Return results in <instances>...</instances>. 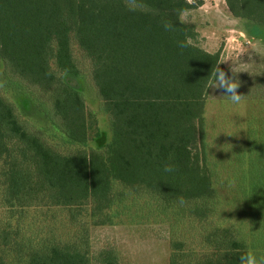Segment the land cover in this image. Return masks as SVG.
<instances>
[{
	"label": "trees",
	"instance_id": "1",
	"mask_svg": "<svg viewBox=\"0 0 264 264\" xmlns=\"http://www.w3.org/2000/svg\"><path fill=\"white\" fill-rule=\"evenodd\" d=\"M225 2L234 17L264 27V0ZM201 4L0 0L6 84L31 95L62 141L75 148L60 153L0 94V208L9 217H20L31 208L57 207L78 226L69 239L20 244L27 249L26 264H119L110 249L90 256L86 223L100 226L109 221L112 207L140 199L174 210L177 219L200 228L201 251L171 239L169 264H240L241 256L253 253L231 226L214 222L215 180L203 112L218 54L193 44V29L181 19ZM164 22L174 27L165 30ZM85 75L110 133L109 142L96 149L87 145L100 138L97 119L86 109L82 92L70 84ZM249 152L257 171L252 178L259 189L256 198H262L256 205L264 209V144L252 145ZM165 163L175 170L165 172ZM14 233L8 221L3 223L1 244L9 243ZM261 239L258 245L264 248L263 234ZM0 264H7L1 255Z\"/></svg>",
	"mask_w": 264,
	"mask_h": 264
},
{
	"label": "rangeland",
	"instance_id": "2",
	"mask_svg": "<svg viewBox=\"0 0 264 264\" xmlns=\"http://www.w3.org/2000/svg\"><path fill=\"white\" fill-rule=\"evenodd\" d=\"M181 17L193 29L195 36L191 42L209 53H217L218 66L227 75H232L233 63H239L242 70H246L234 77L240 81L239 104H231L223 96V88L206 89L203 137L215 180L217 214L214 222L231 226L239 238H245V243L253 249L252 254L258 252L264 257V248L258 245L264 235V209L256 205L262 198H256L259 189L252 178L257 171L255 165L251 167L253 159L249 160L250 147L264 144V27L234 17L225 0H202L199 7L185 11ZM74 56L86 71L88 66L77 48ZM70 84L82 92L86 109L95 115L100 130V138L89 142L87 148L103 147L109 142L110 133L107 117L99 111L96 91L87 75L71 79ZM0 94L14 104L22 120L41 130L49 145L60 153L75 149L62 141L31 95L14 91L6 84L1 60ZM112 208L108 222L100 226H92L90 221L86 223L90 256L110 249L119 264H169L171 239L183 241L186 249L201 251L199 226L177 219L174 210H161L154 201L144 199L124 201ZM6 221L15 229L9 243L0 242V255L7 264H26L27 249L20 244L28 239L32 244L49 237L69 239L78 230V226L68 220L67 212L57 207L31 208L20 217H9L6 210L0 208V227ZM199 225L201 227V223Z\"/></svg>",
	"mask_w": 264,
	"mask_h": 264
},
{
	"label": "clouds",
	"instance_id": "3",
	"mask_svg": "<svg viewBox=\"0 0 264 264\" xmlns=\"http://www.w3.org/2000/svg\"><path fill=\"white\" fill-rule=\"evenodd\" d=\"M163 27L165 30H170L174 27V25L168 22H164ZM180 47H186V45L182 43ZM241 71L246 70H242V67L239 63H233V66L231 67L232 75L229 76L217 65L210 73L211 78L207 82V89L209 87H212L214 89L223 88L225 90V94L223 96H226L231 104H239L242 97V95L238 94L237 92V89L240 86V81L234 77L235 74ZM174 170L175 166L173 164L165 163V172H173ZM240 264H264V257H258L256 254H245L240 257Z\"/></svg>",
	"mask_w": 264,
	"mask_h": 264
}]
</instances>
